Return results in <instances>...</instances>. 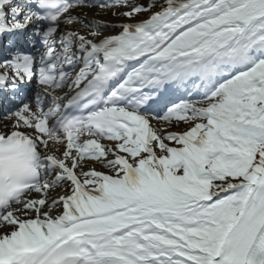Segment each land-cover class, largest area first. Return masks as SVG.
<instances>
[{
    "label": "snow or ice",
    "instance_id": "snow-or-ice-1",
    "mask_svg": "<svg viewBox=\"0 0 264 264\" xmlns=\"http://www.w3.org/2000/svg\"><path fill=\"white\" fill-rule=\"evenodd\" d=\"M5 138L0 264H264V0H0Z\"/></svg>",
    "mask_w": 264,
    "mask_h": 264
},
{
    "label": "clouds",
    "instance_id": "clouds-1",
    "mask_svg": "<svg viewBox=\"0 0 264 264\" xmlns=\"http://www.w3.org/2000/svg\"><path fill=\"white\" fill-rule=\"evenodd\" d=\"M34 150L16 139L0 140V199L9 200L34 175Z\"/></svg>",
    "mask_w": 264,
    "mask_h": 264
},
{
    "label": "bare ground",
    "instance_id": "bare-ground-1",
    "mask_svg": "<svg viewBox=\"0 0 264 264\" xmlns=\"http://www.w3.org/2000/svg\"><path fill=\"white\" fill-rule=\"evenodd\" d=\"M140 2L141 3H147V0H140ZM78 11L86 14V16L88 18H92L93 17V14L96 12V9L95 8H92L91 10H89L88 8H81V9H78ZM96 18L97 19H101V20H105V21H112V22H117V19H118L117 17H114L113 15H111V12H109L107 15H101V16L96 17ZM120 19H123V18H120ZM142 19H144V18H142ZM137 21H139V20H137ZM60 27L63 28L64 25H61ZM76 27H79V25H76ZM118 31H119L118 29L117 30H113V31H105L104 34L105 35L116 34ZM4 131H8V130L7 129H4ZM32 134L35 135L34 132H32ZM96 169L99 170V171L105 172L103 170V168L99 164H96ZM50 195L53 196V197H55V196H58L59 193L55 190L54 192H51Z\"/></svg>",
    "mask_w": 264,
    "mask_h": 264
},
{
    "label": "rangeland",
    "instance_id": "rangeland-1",
    "mask_svg": "<svg viewBox=\"0 0 264 264\" xmlns=\"http://www.w3.org/2000/svg\"><path fill=\"white\" fill-rule=\"evenodd\" d=\"M91 9H89V10H91ZM120 10L123 11L124 9H119V11ZM145 17H146V14H142V15L137 16L136 20H141L142 18H145ZM158 126H160V125H158ZM186 128H187V125H184L183 123H181L179 126L173 125L171 128H169V130H172L174 132H182V131L186 130ZM56 190H59L58 193L61 192V190L59 188H57Z\"/></svg>",
    "mask_w": 264,
    "mask_h": 264
}]
</instances>
